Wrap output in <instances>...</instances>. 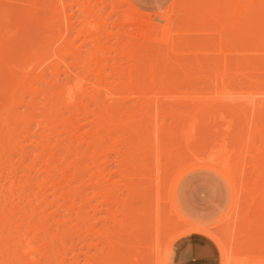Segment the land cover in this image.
<instances>
[{
  "label": "bare ground",
  "instance_id": "6f19581e",
  "mask_svg": "<svg viewBox=\"0 0 264 264\" xmlns=\"http://www.w3.org/2000/svg\"><path fill=\"white\" fill-rule=\"evenodd\" d=\"M177 1L156 22L133 0H49L55 12L46 6L44 11L43 2L37 9L50 10L60 22L54 19L50 27L52 18L42 16L36 25L50 28L48 39L15 33L18 42L8 41L7 28L0 29V264H169L180 236L213 235V226L200 220L212 221L207 216L216 211L200 206L201 218L193 219L192 207L185 206L192 158L202 157L199 151L210 142L208 160L218 151L230 152L233 160L215 166L233 177L235 192L225 217V264L240 262L239 254L228 251L237 240L242 251L250 249L247 254L264 242V0ZM31 7L22 13L26 20ZM2 13L0 25L12 14ZM29 22V29L28 22L27 28L21 23L23 31L30 32ZM202 38L208 58L197 56L200 45L194 40ZM205 80L223 90L249 87L256 98L244 107L252 115L246 113L245 121L243 112L242 123H236L246 122L243 129L222 114H237L239 105L229 109L222 100V107L209 108L203 99H189L195 81ZM135 91L157 94L127 106L123 95ZM194 114L206 118L204 124ZM224 117L230 127H239L236 134L242 130L241 138L234 129V140L242 139H236L238 147L227 137L233 129L220 127ZM212 118L224 119L217 124L225 134L221 140L201 132L220 133L213 131L219 120ZM199 133L208 145L205 139L194 143Z\"/></svg>",
  "mask_w": 264,
  "mask_h": 264
},
{
  "label": "rangeland",
  "instance_id": "374dc122",
  "mask_svg": "<svg viewBox=\"0 0 264 264\" xmlns=\"http://www.w3.org/2000/svg\"><path fill=\"white\" fill-rule=\"evenodd\" d=\"M40 0H0V9L3 11V13H4V15H6V13L7 14H10V13H12V14H10L9 15V17L10 18H12L11 16H13V19H15L16 20V23L18 22L19 23V20H21L22 19V21L23 22H21V23H23V25H24V27H26L27 28V26H28V29L30 28V20L32 21V29L35 27V29H30V32L28 31V29L26 30V31H28V32H26V31H23L24 29V27L23 28H21L20 26L22 25L21 23H19V25H17L16 23H15V21H14V24L13 23H11V21H10V19H9V17H8V21H10V22H8V21H4V19H3V21H1L2 23H1V25H0V29H6L7 28V30H8V34H6L4 37H5V39L6 40H11V39H13V42L15 41V39L16 38H20V35H21V37H30V35H31V33H32V35H34V36H36L37 38H38V35L40 36L39 38H44V39H42V40H45V39H48L49 38V35H51V34H49V30H50V28L48 27V26H46V27H48V28H42V27H38V26H36V25H38V22L40 23L41 21H42V19H41V17L43 16V17H45V16H48L49 18H52L51 20H50V24L49 25H51V24H53V23H51V21L52 22H54L53 20L55 19V20H57L56 22H60L59 21V19H58V16H55V18H54V15L55 14H49V13H51V12H53L54 11V9L55 8H53V5H51L52 3H53V1L54 0H50L51 1V4L49 3V0H46V2H48V5H43V3H45L46 4V2H45V0H41V2H39ZM171 1L172 0H133V2L136 4V6H137V8L139 9V10H141V11H143V12H145V13H148L149 15H151V17L156 21V22H158V20H159V13L160 12H163V11H166V9L170 6V4H171ZM38 2V3H37ZM43 2V3H42ZM179 1H177L176 2V0H175V4H177ZM40 3H42V7H44L45 8V6L47 7V8H49L50 7V9H52V11L50 12V10H47L46 12H49L48 14H42L41 13V11L40 10H38V9H41L42 7H41V4ZM34 4V5H33ZM9 6V8H8V6ZM37 5V6H36ZM31 6H33V9H32V11L33 10H35L36 12H38V15L36 16V13L35 12H32V11H30L31 12V16L30 17H28L29 19H27L26 20V18L27 17H23V16H25V14H23V16H22V13H23V11L25 12V10L26 9H28V8H30ZM17 7V8H16ZM20 9V11H21V13H20V11H19V9ZM32 8V7H31ZM30 8V9H31ZM38 8V9H37ZM47 8H45L44 9V11L47 9ZM13 9L15 10V11H13ZM18 9V10H17ZM22 9V10H21ZM37 9V10H36ZM16 10H17V12H16ZM43 10V9H42ZM73 11H75V9H73ZM1 12V11H0ZM19 12V13H18ZM55 12V11H54ZM68 14L70 15V12H72V11H70L69 9H68ZM2 13V12H1ZM0 13V14H1ZM3 13H2V15H3ZM40 13H41V16H40ZM153 13V14H152ZM156 13V14H155ZM20 14H21V16L22 17H20ZM39 16V17H38ZM0 17H1V15H0ZM5 17V16H4ZM15 17V18H14ZM57 17V18H56ZM75 17H73V19H72V21H75V19H74ZM7 19V18H6ZM5 19V20H6ZM114 19V18H113ZM12 20V19H11ZM24 20H26V21H24ZM29 20V21H28ZM12 22H13V20H12ZM25 22L27 23H29V24H27V26H26V24H25ZM33 22L34 23H36V24H34L33 25ZM4 23V24H3ZM12 24V25H11ZM15 25H17V26H15ZM48 25V24H47ZM11 27V28H9V27ZM14 26H15V28H14ZM19 26V27H18ZM198 27H197V29H200L201 27H202V25H200V27H199V25H197ZM14 29H16L15 31L14 30H12L13 28ZM50 27H52V25L50 26ZM40 28H42V29H40ZM10 29H11V31H10ZM37 29V30H36ZM36 32H38V33H36ZM14 31V32H13ZM18 31H19V33H18ZM12 32V33H11ZM27 34H26V33ZM15 33H17L16 35H15V37H13V35L15 34ZM47 33V34H46ZM28 35V36H27ZM31 35V36H32ZM198 35V34H197ZM196 35V36H197ZM201 35V36H200ZM33 36V38H35ZM199 37H202L203 36V38H204V36L205 35H202V34H199L198 35ZM10 37H11V39H10ZM13 37V38H12ZM193 37H194V35H193ZM193 37H192V39H193ZM8 38V39H7ZM38 38V39H39ZM195 38V37H194ZM203 38L201 39V41L199 42L198 40H194L195 42H197L198 43V45H200V49L198 48V45H197V49H199V50H201L200 52H199V50H198V52L199 53H201V54H198V52H197V56H199V55H202L204 58H208V56H206V55H203V54H205L207 51V47H206V42L203 44L204 45V49H206V50H202L201 49V47L203 46L202 45V41H203ZM206 38H208V37H206L205 36V38L204 39H206ZM21 39H25V38H21ZM197 39H200V38H198L197 37ZM4 40V39H3ZM8 40V41H9ZM19 40V39H18ZM16 41H17V39H16ZM15 41V42H16ZM18 42V41H17ZM196 43V44H197ZM201 43V44H200ZM78 45H79V43H77ZM203 48V47H202ZM203 52V53H202ZM207 54V53H206ZM202 56H200V60L202 59L201 57ZM206 56V57H205ZM261 57V56H260ZM11 58H13V57H11ZM195 58H198L199 59V57H195ZM230 58V57H229ZM232 58V57H231ZM230 58V59H231ZM203 60V59H202ZM206 60V59H205ZM232 60H233V58H232ZM67 62L69 63V64H71L70 62V59L68 60L67 59ZM203 62V61H202ZM70 66V69L72 70V72L74 73H76V70H74V66H72V64L71 65H69ZM62 68H64V67H62ZM62 70H60L59 71V75L61 76V78L63 79L64 78V74H63V71L61 72ZM204 81V80H203ZM201 82L200 84H198V81H195V83L197 84V86H196V84H193L192 86L193 87H195L196 89H195V91H194V88L192 89V90H190L191 91V94L192 95H190V97H189V99L191 98V100L195 103V101H203L204 103L206 102L207 103V106H209V104H210V106H209V108L211 107V104H215V105H218L219 106V108L220 107H222V104H224V102L226 101H228L227 102V104H226V102H225V105H228V107L229 106H231V107H229V109H231L232 108V106H233V108L234 109H236L237 107H238V105L240 106V107H238L237 109H236V113L237 114H231L230 115V112L232 111H227V112H225V111H223L222 112V114H223V116L225 115V116H228L229 118L228 119H230L231 120V122H232V120L234 121L233 122V125H238V126H240V128H242L243 129V127H242V125H246V113H247V116L249 115V112L251 111V115H252V108L250 109L249 107H247V111L245 110V106L246 105H248L249 106V104H253V103H255L254 102V100H255V98L254 97H252V95H253V93H252V91L251 90H249V87H246V85L245 86H242V87H244V88H242L241 86L240 87H235V89L234 88H231V89H227V90H223V89H221V88H214V86L215 85H213L212 83H214V81H211V80H205V81H208L207 83L209 84V81H210V86L212 85L213 86V88H212V86L210 87L209 85H207V83H205V82ZM202 83H205L206 85H204V86H206V87H204L203 85H202ZM216 84V83H215ZM219 85V84H218ZM200 86H201V88H200ZM204 88H203V87ZM207 86H209L208 87V89H207ZM198 87H199V89H198ZM211 88V89H210ZM216 89V90H215ZM233 89V90H232ZM242 89V90H241ZM197 90V91H196ZM200 90V91H199ZM206 92H205V91ZM245 90H247V91H245ZM262 90H264V88H262ZM260 91V92H264V91ZM193 91V92H192ZM202 91V92H201ZM203 91H204V93H203ZM210 91V92H209ZM106 91H104L103 92V96H104V98L106 99V98H108L109 99V97H110V95L108 94V92H106V94H104ZM155 92H158V90L157 91H155ZM209 92V93H208ZM215 92H217V93H215ZM248 92V93H247ZM138 93L139 92H137V91H135V95L133 94L132 95V97H131V94H128V93H125V95H123L124 96V98H127V100L125 101V103L127 104V106H128V103L129 104H140V105H142V103L144 102V100H145V102H146V100L148 101V99L150 100V99H152L157 93H154V94H147V95H138ZM199 93V94H198ZM250 93H252V94H250ZM140 94V93H139ZM208 94V95H207ZM245 94V95H244ZM249 94V95H248ZM106 95H109V97H107ZM129 95V96H128ZM137 95V96H136ZM151 97H150V96ZM199 95V96H198ZM147 96V97H146ZM148 96H149V98H148ZM194 98H192V97ZM196 96V97H195ZM205 96V97H204ZM233 96V97H232ZM139 97V98H138ZM142 97V98H141ZM143 97H145V98H143ZM239 97V98H238ZM122 96H120V97H118L117 99H121V100H123L124 99ZM129 98H130V100H129ZM134 98H136V99H138V101L136 100V99H134ZM148 98V99H147ZM160 98V97H159ZM199 98H201V99H199ZM215 98V99H214ZM227 98V99H226ZM248 98V99H247ZM250 98L252 99V101H250ZM257 98H260V97H257ZM108 99H107V101H108ZM131 99L134 101H131ZM144 99V100H143ZM161 99H164V102H165V100L166 101H168L169 100V97H163V98H160V100ZM199 99V100H198ZM203 99V100H202ZM225 99V100H224ZM247 99V100H246ZM28 100H29V98H28ZM141 100V101H140ZM220 100V101H219ZM224 102H223V101ZM245 100L247 101V103L245 104ZM40 101V102H39ZM39 101H37L36 102V104H37V106L40 108V110L38 111V113L39 112H41L42 110H43V101H42V99H40ZM135 101H137V102H135ZM208 101H210V102H208ZM219 101V102H218ZM230 101H231V104H230ZM232 101H234V102H232ZM132 102V103H131ZM140 102V103H139ZM144 102V103H145ZM223 102V103H222ZM249 102H251V103H249ZM253 102V103H252ZM39 103V104H38ZM41 103V104H40ZM205 103V104H206ZM222 103V104H221ZM229 103V104H228ZM249 103V104H248ZM240 104H242L243 106L241 107V105ZM42 105V106H41ZM254 105V104H253ZM213 106V105H212ZM224 106V105H223ZM252 107V106H251ZM23 108V107H22ZM22 108H20V112L22 111ZM38 108V109H39ZM212 108V107H211ZM214 108L215 107H213V113H215V112H219V110H218V108L216 107V110H214ZM226 108V107H225ZM244 108V109H243ZM207 110H208V108H206ZM223 109V108H222ZM221 109V110H222ZM226 109H228V108H226ZM239 109V110H238ZM241 109H243V110H245V111H240ZM248 109H249V111H248ZM136 110H139V108L138 109H136ZM204 111H206V110H204ZM234 111V110H233ZM238 111V112H237ZM209 112H210V110H209ZM208 112V113H209ZM221 112V111H220ZM245 113L244 115H245V117L243 116V118H245V119H243V120H245L244 122L245 123H243V124H241V125H239V123L238 124H236L237 122H240V123H242L241 121H243L241 118H242V115L240 116V114L241 113ZM197 114H198V112H196ZM195 113V114H196ZM207 113V111L205 112V114ZM211 113V112H210ZM212 113V114H213ZM194 114V118L196 119H198V116L197 115H195ZM200 114H201V112H200ZM204 114V115H205ZM220 114V113H219ZM222 114H220V117H221V115ZM206 115H208V114H206ZM218 115V114H217ZM238 115H239V117H238ZM201 116V115H200ZM213 116V115H212ZM222 116V117H223ZM207 117V116H206ZM211 116H209V118H210ZM221 117V118H222ZM236 117V118H235ZM202 118V117H201ZM201 118H199L198 120H200V122L202 121V122H205L204 120L206 119V118H204L203 120H201ZM208 117H207V119H209ZM214 118H215V116H214ZM216 118H219V115L216 117ZM225 118V117H224ZM227 118V117H226ZM225 118V119H226ZM220 119V118H219ZM219 119H213L212 118V120H214V122H215V120H219ZM228 119H226V120H224V122L221 124V122L223 121V120H219L218 121V123H216L215 124V128L212 126V128H211V130H213V128H214V130L213 131H215L216 129L220 132V133H216V134H220L219 136L218 135H214V134H211V132H209L208 130H210V129H208V130H203V131H201L202 133L203 132H206V133H208V134H206L207 136H208V138L207 137H200V136H202V135H200V133H199V141H197V139L194 141V143H196V144H198L197 142H200V143H202V142H204L205 140H206V142H204V146L205 145H208V144H206L207 143V139H211V137L213 136V137H215V138H217V139H220L221 137H223V135H225L224 133L222 134L221 132V128H217V124H221L220 125V127L221 126H229L230 125V122H227V120ZM235 119V120H234ZM196 121L197 122V124H198V126H199V121ZM210 120V119H209ZM208 120V121H209ZM211 120V121H212ZM211 121H209V122H207V124L209 123L210 124V122ZM225 121H226V123H225ZM253 121V120H252ZM168 122L170 123V121L168 120ZM201 122V123H202ZM225 123V124H224ZM252 123H254V122H252ZM202 124H204V123H202ZM209 124H208V126H209ZM213 124V122H211V125ZM228 124V125H227ZM204 126V125H203ZM203 126H202V128H203ZM205 126H207V125H205ZM225 126V127H226ZM238 126H234V129L236 128V130H235V135L236 136H238V134L240 133V131H242L241 129H240V131L238 132V134H236V132H237V130H239L238 128ZM252 126V125H251ZM224 127V129L223 130H225V129H227V128H225ZM230 127V126H229ZM228 127V128H229ZM233 126H231L230 128H232ZM253 127V126H252ZM200 128H201V126H200ZM201 128V129H202ZM205 128V127H204ZM203 128V129H204ZM207 128V127H206ZM205 128V129H206ZM210 128V127H209ZM197 129H198V127H197ZM233 129V128H232ZM234 129L233 130H231V131H233L232 133H231V131L229 132L230 134H232L231 136L233 137H231V136H227V137H230L232 140H231V142L234 140ZM253 130V129H252ZM217 131V132H218ZM226 131V130H225ZM225 131H223V132H225ZM199 132V131H198ZM216 132V131H215ZM201 133V134H202ZM226 133V132H225ZM198 134V133H197ZM196 134V136H198ZM227 134V133H226ZM230 134H228V135H230ZM204 135H205V133H204ZM203 135V136H204ZM205 135V136H206ZM222 135V136H221ZM240 136H241V138L243 137L241 134H239ZM211 136V137H210ZM210 137V138H209ZM212 137V138H213ZM220 137V138H219ZM225 137V136H224ZM207 138V139H206ZM226 138V137H225ZM238 137H236V139H237ZM240 138V139H241ZM205 139V140H204ZM217 139H215L216 141H217ZM222 139H224V138H222ZM235 139V140H236ZM239 139V138H238ZM240 139H239V141H240ZM202 140V141H201ZM214 140V141H215ZM221 140V139H220ZM225 140H230V139H228V138H226ZM235 140H234V142H235ZM242 140V139H241ZM249 140H250V138H249ZM178 141V140H177ZM211 140H209V142H210ZM213 141V140H212ZM214 141H213V144H214ZM237 142V146H235V147H238L239 146V142H238V140H236ZM28 141H26V145H27V147H28V150L30 151H32V146H29V142L27 143ZM176 142V141H175ZM234 142H232V143H234ZM250 142V141H249ZM211 143V142H210ZM210 143H209V147H207V146H205L203 149H201V151H199V155H201L202 157H200V158H196V157H193L192 159H193V168L194 169H192L190 172L191 173H193L190 177H189V179H192L191 180V184H190V186H189V188H188V190H189V194H188V197H187V202H189L187 205H185V206H190V207H192L191 208V211L193 212V214H191V217L193 218V219H199V218H201V217H199L197 214H196V212H197V209L200 207V206H204L205 208H207V209H209L211 212H215L216 211V213H214V214H208V216H207V219H211L212 221H208V220H205V219H203V220H200V221H204L205 222V224H207L208 226H210V227H212L213 229H214V231L213 230H211V232L213 233V235H209V234H207V236H200V235H197L198 237H201L202 239H204L211 247H212V249H213V254H215V256L213 255V261L211 262L212 264H225V258H224V256H225V248H227V246L228 245H226V243H223V242H226V240H227V235H226V231H227V228H228V224H229V221H227L228 219L227 218H225L226 217V215H227V213L230 211V209L232 208V206H233V201H234V194H235V192H234V188H233V185H232V181H231V179H233V177L231 178V176H228L227 174H225L222 170H220V169H218V168H216L215 166L217 165V164H227L228 162H232L233 160L231 159V157H232V154L230 153V152H228V153H226V152H224V151H218V156H214L213 158H211L210 160H208V153H209V149H210ZM232 143H228L227 142V144L228 145H231ZM212 144V143H211ZM234 145H235V143H234ZM212 146V145H211ZM232 146V145H231ZM247 146H249V145H247ZM234 147V146H233ZM231 148V147H230ZM250 148H252V144H251V146H250ZM249 148V149H250ZM234 149H237V148H234ZM252 152L254 151L253 149H250ZM250 150H248V151H250ZM246 151H247V149H246ZM252 152H249V153H246L247 154V156H246V154H245V156L246 157H248V156H250L251 154H252ZM202 153V154H201ZM224 155V157L222 158L221 157V155ZM32 155V154H31ZM30 155V156H31ZM203 155H204V157H203ZM252 156V155H251ZM112 158V159H111ZM111 158H110V161H112L111 162V167H114L115 165L113 164V163H115V157H113V155L111 156ZM247 160H248V158H246ZM30 159L28 158V161H29ZM249 160H250V158H249ZM248 160V161H249ZM114 161V162H113ZM114 165V166H113ZM194 166H199V167H194ZM5 175V174H4ZM5 177V176H4ZM5 179V178H4ZM191 187V188H190ZM208 197H210V199H208ZM165 198H166V196H165ZM212 199V200H211ZM167 199H165V201H166ZM183 204V203H182ZM91 208L90 207H88V212L89 213H92L91 212V210H90ZM90 210V211H89ZM224 212V213H223ZM239 212V211H238ZM103 214H101V216H102ZM214 216V217H213ZM225 219V220H224ZM197 221V220H196ZM224 221L226 222V223H224ZM100 222V221H99ZM219 223H221V225H219ZM239 224V223H238ZM99 225H101V224H99ZM215 227V228H214ZM243 230V229H242ZM241 231V230H240ZM214 232H216V233H214ZM239 233V232H238ZM238 233H236V235H235V238H238L239 237V234ZM136 235V234H135ZM190 235H193V234H189V235H186V236H180L177 240H176V242L178 241V240H180V239H182V238H184V237H187V236H190ZM194 235H196V234H194ZM218 236V237H217ZM166 237H168V235L166 236ZM166 240H167V238H165V237H163V241H162V243H166ZM219 240V241H218ZM237 241H238V243H237ZM235 243V245L234 246H232V248L230 247H228V251L229 252H232L233 254H234V256H236V255H238V257H240V262L238 261V260H236V264H243L242 263V260H241V258H243V259H246V261H248L247 262V264H264V252H262L261 251V248H262V250H264V247H262V246H264V242H259L258 244H257V246L256 247H254V248H252L251 250H252V252L251 253H248L247 254V252H250V249H249V251L248 250H245V251H242L241 249V241H239V240H237ZM175 242V243H176ZM174 243V244H175ZM262 243V244H261ZM174 244H173V246H174ZM226 245V246H225ZM173 246H172V248H171V250H173ZM235 247V248H234ZM241 249H240V248ZM239 248V249H238ZM171 250H170V255H169V264H172V252H171ZM230 250H232V251H230ZM257 253H259L258 255H257ZM245 254V255H244ZM262 254V255H261ZM242 255V256H241ZM257 255V256H256ZM152 256V255H151ZM237 257V256H236ZM245 257H247V258H245ZM151 258H153V256L151 257ZM249 258V259H248ZM237 261L239 262V263H237ZM150 262H152V261H150ZM257 262V263H256ZM149 264H151V263H149ZM231 264H233L232 262H231Z\"/></svg>",
  "mask_w": 264,
  "mask_h": 264
},
{
  "label": "crops",
  "instance_id": "0c3cea01",
  "mask_svg": "<svg viewBox=\"0 0 264 264\" xmlns=\"http://www.w3.org/2000/svg\"><path fill=\"white\" fill-rule=\"evenodd\" d=\"M212 247L201 237L190 235L178 240L172 250V264H212Z\"/></svg>",
  "mask_w": 264,
  "mask_h": 264
}]
</instances>
